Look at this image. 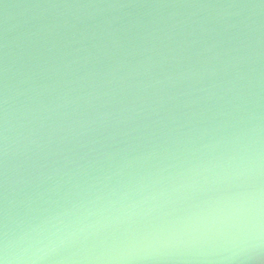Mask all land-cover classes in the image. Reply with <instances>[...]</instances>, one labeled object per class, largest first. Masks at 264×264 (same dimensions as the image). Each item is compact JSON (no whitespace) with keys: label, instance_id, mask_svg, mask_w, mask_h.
Here are the masks:
<instances>
[{"label":"water","instance_id":"1","mask_svg":"<svg viewBox=\"0 0 264 264\" xmlns=\"http://www.w3.org/2000/svg\"><path fill=\"white\" fill-rule=\"evenodd\" d=\"M257 158L264 0H0V238L13 248L60 236L48 264L85 248L130 251L124 264H264V236L234 210L252 182L241 161Z\"/></svg>","mask_w":264,"mask_h":264},{"label":"clouds","instance_id":"2","mask_svg":"<svg viewBox=\"0 0 264 264\" xmlns=\"http://www.w3.org/2000/svg\"><path fill=\"white\" fill-rule=\"evenodd\" d=\"M241 171L250 174L251 183L245 191L234 198V210L248 217L250 236H264V163L258 158L241 161ZM150 196L145 197V201ZM91 225L79 228L87 234ZM73 235L75 233H72ZM60 236L41 242L40 246H29L23 249L13 248L5 232L0 238V264H48L51 254L63 243ZM131 256L130 251L118 248H103L99 251L85 248L78 254L63 257L58 264H124Z\"/></svg>","mask_w":264,"mask_h":264}]
</instances>
